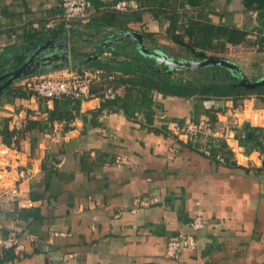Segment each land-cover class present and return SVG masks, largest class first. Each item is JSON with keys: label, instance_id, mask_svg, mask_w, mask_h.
Listing matches in <instances>:
<instances>
[{"label": "crops", "instance_id": "1", "mask_svg": "<svg viewBox=\"0 0 264 264\" xmlns=\"http://www.w3.org/2000/svg\"><path fill=\"white\" fill-rule=\"evenodd\" d=\"M62 1L0 0V76L45 38L52 36L61 51L68 37L71 67L53 61L37 75H91L93 95L67 105L61 100L55 110L54 100L13 96L10 89L22 79L1 94L0 128L43 123L10 150L7 185L19 176V196L0 189V228L19 229L21 247L1 264H264V125L250 122L255 114L264 120V100L183 98L154 89L146 101L133 85L138 76L97 66L155 61L121 34L130 31L175 59L200 60L196 51L258 79L264 76V0H88L87 18L71 23L63 19ZM121 2L126 11L114 9ZM235 32L245 35L238 44L226 39ZM109 87L116 96L107 100ZM52 111L60 119L51 121ZM205 120L217 129L218 143L210 145L204 134L192 140L176 134ZM251 128L253 150L241 143ZM209 145L224 164L207 157ZM196 212L205 221L197 249L169 259L168 243L191 233Z\"/></svg>", "mask_w": 264, "mask_h": 264}, {"label": "built area", "instance_id": "2", "mask_svg": "<svg viewBox=\"0 0 264 264\" xmlns=\"http://www.w3.org/2000/svg\"><path fill=\"white\" fill-rule=\"evenodd\" d=\"M90 7V3L88 0H63L62 8H63V19L67 23H71L74 21L85 20L87 18V10ZM116 11H126L127 4L125 2H121L117 4L114 8ZM264 36V31H263ZM91 83L92 76L91 75H79L75 74L69 77L64 78H52L42 75H33L22 79L19 83L26 92L30 95L37 98H44L48 100L54 99H71V100H81L85 101L93 97L91 93ZM116 96V90L114 87H109L105 91L104 99L110 100L114 99ZM264 120L257 114H255L250 122L254 125L262 126ZM18 124L16 123L15 126ZM176 134L180 137H185L188 140H192V138H197L199 135L204 134L209 137L208 143L216 144L219 142L218 139V131L213 126V123L209 121H200V122H190L184 128L175 129ZM222 139L227 141L226 136H221ZM226 138V139H225ZM209 145V146H210ZM0 148V183L3 182V188L0 186V189L5 191V195L12 199H16L19 196V190L17 188L16 183L20 180L19 171L18 178L14 181L13 185H7L10 177L9 174L11 171L10 165V150L14 147L7 146L4 143H1ZM211 147V146H210ZM205 154L208 158L216 160L222 164L225 163V159L220 152L215 153L211 147L206 149ZM234 152H236L234 150ZM120 163L121 161L118 160ZM139 205H147L148 201L139 200L137 201ZM205 221L203 215L200 212H196L193 217L190 228L191 233L178 234V237L172 239L167 246L166 255L171 260H179L180 257L191 251H195L198 246V242L196 239V233L204 228ZM21 247L20 244V231L17 228H13L7 231H3L0 228V259L3 257L5 251L16 250Z\"/></svg>", "mask_w": 264, "mask_h": 264}, {"label": "trees", "instance_id": "3", "mask_svg": "<svg viewBox=\"0 0 264 264\" xmlns=\"http://www.w3.org/2000/svg\"><path fill=\"white\" fill-rule=\"evenodd\" d=\"M202 32V33H201ZM198 31V36H203L206 33L205 31ZM238 32H235V38L232 36H226V39L230 43L238 44L239 42L243 41L245 38V35L242 33H239V38L237 37ZM206 36V35H205ZM173 38L177 41L180 37L179 36H173ZM183 40L180 38L178 40V43L185 47V44H183L181 41ZM201 45H203V41H201ZM194 54H196L197 59L200 60L207 59L208 57L204 53H197L196 51H193ZM2 57V55H1ZM1 59V58H0ZM218 59V58H217ZM97 66L100 69L108 70L111 68H115L117 72L121 71L124 72L127 75L139 77V80H131L135 81L133 85L139 84L138 90V97H141L145 99L146 101L151 98V93L153 90H158L161 93L169 94L172 96H178L183 98H191L194 96H200L205 98H233V99H244L246 97H249L250 95H256L260 96L264 100V86L258 87L256 89H246L244 87H241L238 85V81L234 79L229 71L225 69L224 67L220 66H208L201 69H198L196 71H193L196 75H200L201 77L194 78V79H185L182 77H175L173 76L175 71H169V72H158L155 69L156 64L153 62H146V64L143 66L140 61H132L129 60L127 62H123L122 64L118 63L115 67H112L109 63H101L99 62ZM113 71V70H112ZM44 71H40L38 74H43ZM189 71H179L178 73H184ZM256 79V78H254ZM129 81V80H128ZM129 82V83H130ZM13 96L18 97H29L30 94L26 92L21 86H15L10 89ZM64 100L67 104H72V102H75L76 100L71 99H54L55 101V110H59L58 103ZM125 110L129 109L125 107ZM127 111V112H128ZM56 111L50 112L49 118L51 121L55 119H60V116L56 114ZM40 128V130L43 129V123L38 121L29 120L26 123H24L19 129L10 130L7 126H3L0 128V135L3 139V143L7 146L19 148V141L20 139H23L26 137V135L29 132H32L34 130H37ZM255 131L254 128H251L252 136L248 138L247 136L241 139V143H251V150H253L255 145L257 144L255 141L256 137L253 134ZM223 146H225L223 144ZM13 250L5 251L3 257L0 259V264L2 262H5L10 258V255H12Z\"/></svg>", "mask_w": 264, "mask_h": 264}, {"label": "water", "instance_id": "4", "mask_svg": "<svg viewBox=\"0 0 264 264\" xmlns=\"http://www.w3.org/2000/svg\"><path fill=\"white\" fill-rule=\"evenodd\" d=\"M121 34L134 40V44H136L137 49L143 55L147 58L154 59L157 65L165 67L163 70H158V72H169L173 70L196 71L208 66H220L227 69L230 75L238 81V85L241 87L252 90L264 86V76L258 79L249 78L241 66L232 61L212 58L204 60L175 59L174 57H170L167 53H163L161 50L157 51L149 49L144 44V35L140 33L124 31ZM53 44L54 38L49 36L45 38V41L41 44L32 46L26 49L21 55L17 56L16 59L18 61L12 63L10 66L11 69L0 76V82H4L0 85V96L19 80L37 75V72L42 71L41 66H50L53 61L65 62L67 67H71V53L68 37L66 43L60 45L61 51L58 48L55 49ZM19 62L22 63L17 68L12 69V67L16 66ZM47 71H49V69L46 68L45 72Z\"/></svg>", "mask_w": 264, "mask_h": 264}, {"label": "rangeland", "instance_id": "5", "mask_svg": "<svg viewBox=\"0 0 264 264\" xmlns=\"http://www.w3.org/2000/svg\"><path fill=\"white\" fill-rule=\"evenodd\" d=\"M174 75L176 77H185V78H189V79H194V78H198V77H201V74L200 75H196L195 73L193 72H185L183 75H181L180 73H174ZM252 77V76H251Z\"/></svg>", "mask_w": 264, "mask_h": 264}, {"label": "flooded vegetation", "instance_id": "6", "mask_svg": "<svg viewBox=\"0 0 264 264\" xmlns=\"http://www.w3.org/2000/svg\"><path fill=\"white\" fill-rule=\"evenodd\" d=\"M153 62V64L155 63L156 64V62L155 61H152ZM42 67V70L43 69H46V68H48L49 66H45V67H43V66H41Z\"/></svg>", "mask_w": 264, "mask_h": 264}]
</instances>
